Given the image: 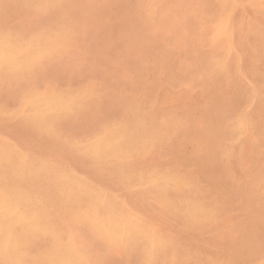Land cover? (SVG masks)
I'll use <instances>...</instances> for the list:
<instances>
[{
	"label": "rangeland",
	"instance_id": "374dc122",
	"mask_svg": "<svg viewBox=\"0 0 264 264\" xmlns=\"http://www.w3.org/2000/svg\"><path fill=\"white\" fill-rule=\"evenodd\" d=\"M158 1L0 0V36L8 33L21 59L0 70V194L19 199L13 214L0 215V229L25 237L17 264H264V0ZM49 98L65 101L49 108L42 102ZM18 213L25 220L16 222ZM0 255V264H16Z\"/></svg>",
	"mask_w": 264,
	"mask_h": 264
},
{
	"label": "bare ground",
	"instance_id": "6f19581e",
	"mask_svg": "<svg viewBox=\"0 0 264 264\" xmlns=\"http://www.w3.org/2000/svg\"><path fill=\"white\" fill-rule=\"evenodd\" d=\"M13 1H14V0H13ZM30 1H31V0H30ZM40 1H41V0H40ZM52 1H53V0H52ZM64 1H66V0H64ZM150 1H151V0H150ZM222 1H223V0H222ZM28 2H29V1H28ZM36 2H37V1H36ZM58 2H59V1H58ZM157 2H159V4H160V1L157 0ZM16 3H17V2H16ZM19 3H20V2H18L17 4H19ZM40 3H41V2H39V4H40ZM45 3H46V2H45ZM56 3H57V2H56ZM142 3H143V2H142ZM142 3H140V5H142ZM224 3H225V2H224ZM232 3H233V2H232ZM238 3H239V2H238ZM4 4H5V3H4ZM24 4H25V3H24ZM36 4H37V3H36ZM144 4H145V2H144ZM161 4H162V3H161ZM163 4H164V3H163ZM220 4H221V3H220ZM1 5H2V4H1ZM9 5H10V4H9ZM32 5H34V2L32 3ZM225 5H226V4H225ZM234 5H235V4H234ZM4 6H6V5H4ZM7 6H8V5H7ZM11 6H13V5H11ZM226 6H227V5H226ZM232 6H233V5H232ZM13 7H15V6H13ZM24 7H25V6H24ZM38 7H39V6H38ZM51 7H52V6H51ZM140 7H141V6H140ZM157 7H158V6H157ZM229 7H230V6H229ZM1 8H3V7H1ZM5 8H6V7H5ZM5 8H4V9H5ZM35 8H36V7H35ZM45 8H46V7H45ZM45 8H44V9H45ZM160 8H161V7H160ZM231 8H232V7H231ZM233 8H234V7H233ZM36 9H37V8H36ZM142 9H143V8H142ZM142 9H141V10H142ZM156 9H157V8H156ZM225 9H226V8H225ZM0 10H1V9H0ZM139 10H140V9H139ZM149 10H150V9H149ZM149 10H148V12H149ZM229 10H230V9H229ZM229 10H228V13H229ZM231 10H232V9H231ZM1 11H2V10H1ZM143 11H144V10H143ZM153 11H154V9H153ZM158 11H159V10H158ZM224 12H225V11H224ZM5 14H6V13H5ZM244 14H245V12H244ZM6 15H7V14H6ZM1 17H2V16H1ZM230 17H231V16H230ZM239 17H240V15H239ZM1 20H2V19H1ZM1 20H0V21H1ZM6 20H7V19H6ZM236 20H237V19H236ZM236 20H235V21H236ZM238 20H239V19H238ZM2 22H3V21H2ZM61 23H63V22H61ZM4 25H5V24H4ZM65 25H67V23H66ZM229 25H230V24H229ZM232 25H233V23H232ZM237 25H238V24H237ZM64 27H65V26H64ZM0 28H1V27H0ZM3 28H4V26H3ZM6 28H8V27H6ZM55 28H56V26H55ZM55 28H54V29H55ZM68 28H69V26H68ZM228 28H229V26H228ZM48 29H49V28H48ZM237 29H238V28H237ZM1 30H2V29H1ZM5 30H6V29H5ZM5 30H4V31H5ZM9 30H10V29H9ZM50 30H51V29H50ZM64 30H66V29H64ZM64 30L62 31V29H61V32H64ZM32 31H34V30H32ZM44 31H45V30H44ZM46 31H47V29H46ZM52 31H53V30H52ZM54 31H55V30H54ZM67 31H68V30H67ZM70 31H71V29H70ZM232 31H233V30H232ZM59 32H60V31H59ZM44 33H45V32H44ZM49 33H50V32H49ZM53 33H54V32H53ZM64 33H65V32H64ZM69 33H70V32H68L67 35H68ZM225 33H226V32H225ZM225 33H224V34H225ZM17 34H18V33H17ZM56 34H57V33H56ZM61 34H62V33H61ZM3 35H4V34H3ZM6 35H8V33H7ZM6 35H5V36H6ZM19 35H20V34H19ZM21 35H23V34H21ZM37 35H38V33H37ZM59 35H60V33H59ZM5 36H2V34H1V36H0V70H2V69H10V68H11V70H12V67H13L14 65H18V64H20L19 60H21V59L18 60V58H17V57H18V55H17V54H18V50H17V48H16L13 44H11V43L6 39L7 37L9 38V36H7L6 38H5ZM41 36H42V35H41ZM55 36H56V35H55ZM55 36H54V37H55ZM60 36H61V35H60ZM35 37H36V36H35ZM35 37H34V38H35ZM46 37H47V36H46ZM49 37H50V36H49ZM62 37L64 38V36H62ZM65 37H66V39H67V36H65ZM68 37H69V36H68ZM70 37H71V36H70ZM227 37H228V36H227ZM26 38H27V37H26ZM50 38H51V37H50ZM60 38H61V37H60ZM13 39H14V38H13ZM19 39H20V38H19ZM38 39H39V37H38ZM38 39H37V40H38ZM41 39H44V38H41ZM48 39H49V38H48ZM48 39H47V40H48ZM51 39H52V38H51ZM24 40H25V39H24ZM27 40H28V39H27ZM29 40H30V39H29ZM45 40H46V38H45ZM55 40H56V38H55ZM59 40H62V39H59ZM25 41H26V40H25ZM25 41H23V42H25ZM34 41H35V40H34ZM38 41H40V40H38ZM42 41H43V40H42ZM48 41H51V40H48ZM52 41H53V39H52ZM56 41H57V40H56ZM64 41H65V40H64ZM43 42H44V41H43ZM67 42H68V40H67ZM17 43H18V42H17ZM19 43H20V42H19ZM46 43H47V42H46ZM46 43H45V44H46ZM48 43H50V42H48ZM52 43H53V42H52ZM54 43H55V42H54ZM24 44H25V43H24ZM35 44H36V42L34 43V47H35ZM42 44H43V43H42ZM42 44H41V41H40V46H41ZM50 44H51V43H50ZM59 44H62V43H58V45H59ZM26 45H27V43H26ZM30 45H31V44H30ZM37 45H38V44H36V46H37ZM43 45H44V44H43ZM64 45H65V43H64ZM61 46H62V45H60V47H61ZM21 47H23V46H21ZM21 47H19V48H21ZM27 47H29V46H27ZM45 47H46V45L44 46V48H45ZM47 47H48V45H47ZM35 48H36V47H35ZM40 48H41V47H40ZM52 48H53V47H52ZM61 48H62V47H61ZM28 49H29V48H28ZM36 49H38V48H36ZM41 49H42V48H41ZM41 49H40V51H41ZM45 49H46V48H45ZM56 49H57V47H56ZM30 50L33 51L34 49H32V47H31ZM30 50H29V51H30ZM22 51L24 52V50H21V53H23ZM35 51H36V50H35ZM44 51H46V50H44ZM25 52H26V51H25ZM47 52H48V51H46V52H44V53L46 54ZM49 52H50V51H49ZM51 52H52V51H51ZM26 53H28V51H27ZM35 53H37V52H35ZM42 53H43V51H42ZM19 55H20V53H19ZM21 55H22V54H21ZM9 56H11V57L13 58V60L11 59L12 62H8V61L6 60V59H7L6 57H9ZM23 56H24V55H23ZM29 56H30V55H29ZM29 56H27V58H29ZM38 56H40V55H38ZM229 56H230V55H229ZM43 57H44V55H43ZM33 58H34V57H32L31 59H33ZM39 58H40V57H39ZM41 58H42V57H41ZM46 58H47V57H46ZM25 59H26V58H25ZM31 61H32V60H31ZM35 61H36V60H35ZM37 61H38V60H37ZM22 62H23V61H22ZM29 62H30V61H29ZM216 62H217V61H216ZM35 63H36V62H35ZM223 63H224V62H223ZM26 65H27V64H26ZM32 65H33V64H32ZM210 65H211V64H210ZM216 65H217V63H216ZM220 66H221V64H220ZM18 67H19V66H18ZM213 67H215L214 64H213ZM227 67H228V66H227ZM19 68H20V67H19ZM24 68H25V67H24ZM30 68H31V67H30ZM228 68H229V67H228ZM14 69H15V68H14ZM18 70H19V69H17V71H18ZM21 70H22V69H21ZM228 70H229V69H228ZM17 71H16V72H17ZM216 71H217V70H216ZM4 72H5V70H4ZM217 72H218V71H217ZM261 72H262V71H261ZM261 72H260V73H261ZM26 73H27V72H26ZM212 73H213V72H212ZM263 73H264V72H263ZM10 75H11V74H10ZM15 75H16V74H15ZM15 75H14V76H15ZM18 76H19V75H18ZM24 78H25V77H24ZM16 79H18V78H16ZM19 80H20V79H19ZM19 80H18V81H19ZM6 82H7V81H6ZM8 82H9V81H8ZM16 82H17V81H16ZM256 82H257V81H256ZM258 83H259V82H258ZM263 84H264V83H263ZM1 85H2V84H1ZM260 85H262V84L260 83ZM30 87H31V86H30ZM87 87H88V86H87ZM252 87H253V86H252ZM28 89H29V88H28ZM43 89H44V88H43ZM49 89H50V88H49ZM78 89H79V88H78ZM84 89H85V88H84ZM84 89H83V90H84ZM89 89H90V88H89ZM32 90H33V89H32ZM32 90H31V91H32ZM41 90H42V89H41ZM63 90H64V89H63ZM85 90H87V89H85ZM90 90H91V89H90ZM31 91H30V92H31ZM39 91H40V88H39ZM53 91H54V90H53ZM69 91H70V90H69ZM75 91H76V90H75ZM36 92H37V91H36ZM73 92H74V91H73ZM83 92H85V91H83ZM91 92H92V91H91ZM252 92H253V91H252ZM40 93H41V92H40ZM42 93H44V92H42ZM57 93H58V92H57ZM65 93H66V92H65ZM69 93H70V92H69ZM81 93H82V92H81ZM89 93H90V92H89ZM255 93H256V92H255ZM54 94H55V93H54ZM62 94H63V93H62ZM62 94H61V95H62ZM70 94H71V93H70ZM74 94H75V92H74ZM41 95H42V94H41ZM78 95H79V94H78ZM83 95H84V94H83ZM83 95H82V96H83ZM87 95H88V94H87ZM23 96H24V95H23ZM25 96H26V95H25ZM36 96H37V95H36ZM51 96H53V95H51ZM54 96H55V95H54ZM54 96H53V97H54ZM62 96H63V95H62ZM71 96H72V94H71ZM90 96H91V95H90ZM247 96H248V95H247ZM27 97H28V96H27ZM37 97H38V96H37ZM68 97H69V96H68ZM80 97H81V96H80ZM80 97H79V98H80ZM83 97H84V96H83ZM253 97H254V96H253ZM25 98H26V97H25ZM38 98H39V97H38ZM54 98H55V97H54ZM54 98H49V99L43 100L42 102H43L47 107L51 108V107H54V106H59V105H61V104L65 101V100L62 101L61 99H58V98L55 100ZM60 98H61V96H60ZM69 98H70V97H69ZM71 98H72V97H71ZM76 98H77V97H76ZM86 98H87V97H86ZM67 99H68V98H67ZM67 99H66V102H67ZM72 99L76 101V99H74V97H73ZM81 99H83V98H81ZM81 99H80V100H81ZM249 99H251V97H249ZM249 99H247V100H249ZM253 99H254V98H253ZM255 99H256V98H255ZM22 100H23V99H22ZM28 100H29V99H28ZM33 100H34V99H33ZM54 100H55V101H54ZM69 100H70V99H69ZM87 100H88V99H87ZM89 100H90V99H89ZM134 100H135V99H134ZM82 101H83V100H82ZM253 101H254V100H253ZM27 102H28V101H27ZM71 102H72V100H71ZM77 102H78V101H77ZM133 102H134V101H133ZM248 102L251 103L252 100H251V101L249 100ZM254 102H255V101H254ZM254 102H253V104H254ZM69 103H70V102H69ZM136 103H138V101H137ZM30 104H31V103H30ZM44 104H43V107H44ZM88 104H89V103H88ZM134 104H135V102H134ZM134 104H133V105H134ZM253 104H252V105H253ZM20 105H21V104H20ZM20 105H19V106H20ZM22 105H23V104H22ZM64 105H65V103H64ZM69 105H70V104H69ZM71 105H73V104L71 103ZM74 105H76V104H74ZM248 105H249V104H248ZM46 106H45V107H46ZM65 106H66V105H65ZM253 106H254V105H253ZM21 107H22V106H21ZM29 107H30V106H29ZM29 107H28V108H29ZM62 107H63V106H62ZM79 107H81V106L79 105ZM132 107H134V106H132ZM250 107H251V105H250ZM23 108H24V107H23ZM23 108H22V109H23ZM40 108H41V107H40ZM66 108H67V107H66ZM77 108H78V107H77ZM136 108H137V107H136ZM136 108H135V109H136ZM153 108H154V107H153ZM252 108H253V107H252ZM259 108H260V107H259ZM2 109H3V108H2ZM33 109H34V107H33ZM37 109H39V108H37ZM57 109H58V108H57ZM71 109H72V108H71ZM85 109H86V108H85ZM43 110H44V108H43ZM83 110H84V109H83ZM137 110H138V109H137ZM137 110H136V111H137ZM153 110H154V109H153ZM156 110H157V109H156ZM244 110H245V109H244ZM253 110H254V109H253ZM16 111H17V110H16ZM31 111H32V110H31ZM40 111H41V110H40ZM72 111H73V110H72ZM129 111H131V110L129 109ZM148 111H149V110H148ZM154 111H155V110H154ZM256 111H257V109H256ZM28 112H29V111H28ZM58 112H59V111H58ZM152 112H153V111H152ZM241 112H242V111H241ZM244 112H246V111H244ZM249 112H250V111H249ZM253 112H254V111H253ZM4 113H5V112H4ZM33 113H34V111H33ZM65 113H66V112H65ZM73 113H74V111H73ZM139 113H141L140 110H139ZM142 113H143V112H142ZM155 113H156V112H155ZM160 113H161V112H160ZM160 113H159V114H160ZM247 113H248V111L246 112V114H247ZM256 113H257V112H256ZM18 114H19V113H18ZM29 114H30V113H29ZM39 114H40V113H39ZM39 114H38V115H39ZM49 114H50V113H49ZM148 114H149V113H148ZM161 114H162V113H161ZM45 115H46V113H45ZM57 115H58V114H57ZM142 115H143V114H142ZM248 115H249V114H248ZM73 116H74V115H73ZM73 116H72V117H73ZM125 116H126V114H125ZM158 116H160V115H158ZM161 116H162V115H161ZM161 116H160V117H161ZM252 116H253V115H252ZM254 116H257V115H254ZM32 117H33V116H32ZM35 117H36V116H35ZM133 117H134V116H133ZM147 117H148V116H147ZM257 117H258V116H257ZM54 118H55V117H54ZM68 118H69V117H68ZM145 118H146V117H145ZM145 118H144V119H145ZM156 118H157V117H156ZM163 118H164V116H163ZM238 118H239V117H238ZM240 118H241V117H240ZM23 119H24V118H23ZM23 119H22V120H23ZM55 119H56V118H55ZM63 119H64V118H63ZM116 119H117V118H116ZM146 119H147V118H146ZM148 119H149V118H148ZM234 119H236V118H234ZM259 119H260V118H259ZM35 120H38V118L35 119ZM50 120H51V118H50ZM156 120H157V119H156ZM232 120H233V119H232ZM239 120H240V119H239ZM243 120H244V118H243ZM26 121H27V119H26ZM26 121H25V122H26ZM31 121H32V120H31ZM31 121H30V122H31ZM46 121H47V120H46ZM54 121H55V120H54ZM134 121H136V120H134ZM143 121H144V120H143ZM161 121H162V120H161ZM161 121H160V122H161ZM168 121H169V120H168ZM247 121H248V120H247ZM249 121H250V120H249ZM32 122H33V121H32ZM41 122H42V121H41ZM59 122H60V120H59ZM169 122H170V121H169ZM238 122H239V121H238ZM243 122H244V121H243ZM44 123H45V122H44ZM44 123H43V124H44ZM54 123H55V122H54ZM116 123H117V122H116ZM142 123H143V122H142ZM152 123H153V121H152ZM154 123H155V122H154ZM156 123H157V122H156ZM165 123H166V121H165ZM240 123H241V121H240ZM246 123H247V122H246ZM251 123H252V121H251ZM255 123H256V122H255ZM257 123H258V122H257ZM32 124H33V123H32ZM43 124H42V125H43ZM50 124H51V123H50ZM133 124H135V123H133ZM140 124H141V123H140ZM158 124H159V123H158ZM162 124H163V123H162ZM167 124H168V123H167ZM228 124H229V123H228ZM231 124H232V123H231ZM44 125H45V124H44ZM51 125H52V124H51ZM169 125H170V123H169ZM236 125H239V123L237 124V122H236ZM236 125H235V127H236ZM245 125H246V124H245ZM250 125H251V124H250ZM250 125H249V126H250ZM255 125H256V124H255ZM47 126H48V125H47ZM109 126H110V123H109ZM146 126H147V125H146ZM165 126H166V125H165ZM240 126H241V125H240ZM249 126H248V127H249ZM252 126H253V125H252ZM34 127H36V126L34 125ZM43 127H44V126H43ZM50 127H51V126H50ZM104 127H105V126H104ZM122 127H123V126H122ZM143 127H144V126H143ZM163 127H164V126H163ZM51 128H52V127H51ZM110 128H111V127H110ZM114 128H115V127H113V129H114ZM154 128H155V127H154ZM158 128H159V127H158ZM160 128H161V127H160ZM160 128H159V129H160ZM227 128H228V127H227ZM232 128H233V126H232ZM232 128H231V129H232ZM35 129H36V128H35ZM41 129H42V128H41ZM41 129H40V130H41ZM45 129H46V128H45ZM48 129H49V128H48ZM48 129H47V130H48ZM113 129H111V132L113 131ZM117 129H118V128H117ZM117 129H116V130H117ZM139 129H140V128H139ZM142 129H143V128H142ZM151 129H152V128H151ZM241 129H242V128H241ZM241 129H240V130H241ZM261 129H263V128L261 127ZM55 130H56V129H55ZM103 130H104V129H103ZM119 130H120V128H119ZM122 130H123V129H122ZM164 130H165V128H164ZM164 130H163V131H164ZM168 130H170V129H168ZM228 130H230V129H228ZM238 130H239V129H236V131H238ZM240 130H239V132H240ZM242 130H243V129H242ZM249 130H250V129H249ZM249 130H248V131H249ZM251 130H253V129H251ZM254 130H255V129H254ZM56 131H57V130H56ZM108 131H109V130H108ZM108 131H107V132H108ZM117 131H118V130H117ZM165 131H166V130H165ZM232 131H233V130H232ZM232 131H230V132H232ZM243 131H244V130H243ZM248 131H247V133H248ZM255 131H256V130H255ZM41 132H42V131H41ZM46 132H47V131H46ZM100 132H101V130H100ZM138 132H139V131H138ZM244 132H245V131H244ZM259 132H260V131H259ZM57 133H58V132H57ZM57 133H56V134H57ZM121 133H122L121 130H120L119 132H117V134H121ZM156 133H157V132H156ZM168 133H169V132H168ZM240 133H241V132H240ZM250 133H251V132H250ZM255 133H257V132H255ZM47 134H48V133H46V136H47ZM58 134H59V133H58ZM63 134H64V133H63ZM141 134H142V133H141ZM160 134H161V133H160ZM160 134H159V135H160ZM166 134H167V132H166ZM243 134H244V133H243ZM248 134H249V133H248ZM248 134H246V135H248ZM261 134H262V133H261ZM2 135H4V134H2ZM106 135H107V134H106ZM162 135H163V134H162ZM240 135H241V134H240ZM249 135H250V134H249ZM257 135H258V134H257ZM49 136H50V134H49ZM96 136H97V135H96ZM114 136H115V135H114ZM114 136H113V137H114ZM231 136H232V135H231ZM252 136H255V134L252 135ZM3 137H4V136H3ZM50 137H51V136H50ZM63 137H64V136H63ZM63 137H62V138H63ZM72 137H73V136H72ZM86 137H87V136H86ZM86 137H85V138H86ZM102 137H103V136H102ZM110 137H111V136H110ZM140 137H141V136H140ZM234 137H235V136H234ZM249 137H250V136H249ZM263 137H264V135H263ZM263 137H262V138H263ZM6 138H7V137H6ZM6 138H5V139H6ZM51 138H52V137H51ZM66 138H67V136H66ZM69 138H70V137H69ZM94 138H95V137H94ZM94 138H92V139H94ZM105 138H108V137H105ZM105 138H104V139H105ZM247 138H248V137H247ZM251 138H252V137H251ZM3 139H4V138H3ZM7 139H9V138H7ZM112 139H113V138H112ZM136 139H137V138H136ZM141 139H142V138H141ZM145 139H147V138H145ZM152 139H153V138H152ZM157 139H158V138H157ZM235 139H236V138H235ZM252 139H253V138H252ZM254 139H255V137H254ZM256 139H257V138H256ZM256 139H255V140H256ZM58 140H59V139H58ZM69 140H71V139H69ZM100 140H101V139H100ZM125 140H126V139H125ZM125 140H124V141H125ZM128 140H129L128 145L133 144V143H131V141H130L129 138H128ZM128 140H127V141H128ZM131 140H132V138H131ZM134 140H135V139H134ZM138 140H139V139H138ZM231 140H232V139H231ZM231 140H229V141H231ZM237 140H238V138H237ZM262 140H263V139H262ZM13 141H14V140H13ZM86 141H87V140H86ZM106 141H107V140H106ZM229 141H228V142H229ZM233 141H234V140H233ZM0 142H1V141H0ZM10 142H11V141H10ZM63 142H64V141H63ZM71 142H72V141H71ZM78 142H79V141H78ZM78 142H77V143H78ZM140 142H141V141H140ZM160 142H162V141H160ZM245 142H246V141H245ZM251 142H252V141H251ZM263 142H264V141H263ZM1 143H2V142H1ZM4 143H5V140H4ZM64 143H65V142H64ZM106 143H107V142H106ZM106 143H105V144H106ZM108 143H109V142H108ZM122 143H123V142H122ZM126 143H127V142H126ZM158 143H159V142H158ZM229 143H230V142H229ZM242 143H243V142H242ZM7 144H8V143H7ZM16 144H17V143H16ZM79 144H80V143H79ZM101 144H102V143H101ZM110 144H111V143H110ZM137 144H138V142H137ZM141 144H142V143H141ZM149 144H150V143H149ZM256 144H257V143H256ZM17 145L20 146L21 144H17ZM103 145H104V143H103ZM107 145H108V144H107ZM111 145H112V144H111ZM128 145H127V146H128ZM150 145H151V144H150ZM240 145H241V144H240ZM63 146H64V145H63ZM68 146H69V145H68ZM68 146H67V147H68ZM105 146H106V145H105ZM105 146H103V148H104ZM122 146H123V145H122ZM131 146H132V145H131ZM131 146H130V147H131ZM135 146H136V145H135ZM144 146H146V143H145ZM155 146H157V145H155ZM245 146H246V145H245ZM257 146H258V145H257ZM262 146H263V145H262ZM9 147H10V146H9ZM23 147H24V146H23ZM64 147H65V146H64ZM67 147H66V148H67ZM76 147H77V146H76ZM76 147H74V148L76 149ZM112 147H113V146H112ZM115 147H116V144H115ZM118 147H119V146H118ZM123 147H124V146H123ZM137 147H138V146H137ZM148 147H149V146H148ZM151 147H152V146H151ZM151 147H150V149H151ZM246 147H247V146H246ZM6 148H7V147H6ZM21 148H22V147H20V149H21ZM25 148H27V147H25ZM74 148H73V149H74ZM97 148L100 149V147H97ZM121 148H122V147H121ZM124 148H125V147H124ZM154 148H155V147H154ZM156 148H157V147H156ZM156 148H155V149H156ZM225 148H226V147H225ZM227 148H228V147H227ZM238 148H239V147H238ZM258 148H259V147H258ZM22 149H23V148H22ZM73 149H72V150H73ZM79 149H80V148H78V150H79ZM86 149H87V148H86ZM95 149H96V148H95ZM109 149H110V148H109ZM137 149H138V148H137ZM150 149H149V150H150ZM230 149H231V147H230ZM106 150H107V149H106ZM142 150H143V149H142ZM152 150H153V149H152ZM231 150H232V149H231ZM233 150H234V149H233ZM233 150H232V152H233ZM246 150H247V149H246ZM32 151H33V150H32ZM32 151H31V152H32ZM74 151H75V150H74ZM76 151H77V150H76ZM76 151H75V152H76ZM79 151H80V150H79ZM92 151H93V150H92ZM98 151H99V150H98ZM98 151H97V152H98ZM109 151H110V150H109ZM228 151H229V153H231L230 150H228ZM253 151H254V150H253ZM7 152H8V150H7ZM15 152H16V151H15ZM93 152H94V151H93ZM95 152H96V151H95ZM107 152H108V151H107ZM112 152H113V151H112ZM124 152H125V151H124ZM146 152H147V151H146ZM149 152H150V151H149ZM149 152H147V153H149ZM152 152H153V151H152ZM224 152H225V151H224ZM236 152H237V151H236ZM251 152H252V151H251ZM32 153H33V152H32ZM34 153H35V152H34ZM88 153H90V152H88ZM136 153H137V152H136ZM257 153H258V152H257ZM1 154H2V153H1ZM6 154H7V153H6ZM38 154H39V152L37 153V155H38ZM41 154H42V153H41ZM77 154H78V153H77ZM79 154H80V153H79ZM237 154H238V153H237ZM244 154H245V153H244ZM246 154H247V151H246ZM35 155H36V154H35ZM37 155H36V156H37ZM42 155H43V154H42ZM46 155H47V154H46ZM120 155H121V154H120ZM225 155L227 156L228 154H225ZM51 156H52V155H51ZM80 156H81V154H80ZM102 156H103V154H102ZM104 156H106V155H104ZM107 156H109V155H107ZM110 156H112V155H110ZM110 156H109V157H110ZM123 156H125V154H124ZM226 156H225V157H226ZM228 156H229V155H228ZM243 156H244V155H243ZM1 157H5V156H1ZM37 157H38V156H37ZM98 157H99V156H98ZM249 157H250V156H249ZM257 157H258V156H257ZM257 157H256V158H257ZM38 158H39V157H38ZM44 158H45V157H44ZM143 158H144V155H143ZM250 158H251V157H250ZM256 158H255V159H256ZM263 158H264V157H263ZM4 159H5V158H4ZM46 159H47V157H46ZM46 159H44V161H46ZM48 159L50 160V157H48ZM128 159H129V158H128ZM134 159H135V158H134ZM251 159H252V158H251ZM251 159H249V160H251ZM257 159H258V158H257ZM6 160H7V158H6ZM41 160H43V159H41ZM53 160L56 162L55 159H53ZM53 160H52V161H53ZM60 160H61V159H60ZM60 160H59V162H60ZM94 160H95V159H94ZM104 160H105V157H104ZM137 160H138V159H137ZM39 161H40V160H39ZM39 161H38V162H39ZM63 161H64V160H63ZM97 161H98V160H97ZM102 161H103V160H102ZM107 161H108V160H107ZM113 161H115V159H114ZM122 161H124V160H122ZM138 161H139V160H138ZM138 161H137V163H138ZM141 161H142V160H141ZM29 162H30V161H29ZM29 162H27V163H29ZM36 162H37V161H36ZM47 162H48V161H46L45 163H47ZM115 162H116V161H115ZM120 162H121V160H120ZM133 162H134V161H133ZM133 162H132V163H133ZM249 162H250V161H249ZM2 163H3V162H2ZM43 163H44V162H43ZM60 163H61V162H60ZM64 163H65V162H64ZM121 163H122V162H121ZM123 163H124V162H123ZM134 163H135V162H134ZM228 163H230V162H228ZM0 164H1V163H0ZM32 164H33V163H32ZM40 164H41V162H40ZM57 164H58V163H57ZM57 164H56V165H57ZM61 164H62V163H61ZM61 164H60V165H61ZM91 164H92V163H91ZM97 164H98V163H97ZM108 164H109V163H108ZM226 164H227V163H226ZM30 165H31V164H30ZM35 165H36V164H35ZM62 165H63V164H62ZM102 165H103V164H102ZM138 165H139V164H138ZM26 166H27V164H26ZM31 166H32V165H31ZM53 166H54V165H53ZM64 166H65V165H64ZM103 166H104V165H103ZM103 166H102V167H103ZM116 166H117V165H116ZM136 166H137V165H136ZM142 166H143V165H142ZM34 167H35V166H34ZM55 167H57V166H55ZM55 167H54V168H55ZM71 167H72V166H71ZM113 167H114V166H113ZM0 168H1V167H0ZM27 168H28V167H27ZM27 168L25 169L26 172H27ZM35 168H36V167H35ZM59 168H61V167H59ZM62 168H63V167H62ZM65 168H66V166H65ZM68 168H69V167H67V169H68ZM72 168H73V167H72ZM81 168L83 169L82 166H81ZM81 168H80V169H81ZM98 168H99V167H98ZM125 168H126V167H125ZM173 168H174V167H173ZM175 168H176V167H175ZM179 168H180V167H179ZM227 168L229 169L230 167L227 166ZM29 169H30V168H29ZM29 169H28V170H29ZM37 169H38V168H37ZM42 169H43V168H42ZM51 169H52V168H51ZM51 169H50V170H51ZM63 169H64V168H63ZM67 169H66V170H67ZM69 169H70V168H69ZM123 169H124V168H123ZM129 169H130V168H129ZM141 169H142V168H141ZM176 169H177V168H176ZM33 170H34V169H33ZM33 170H32V171H33ZM47 170H48V169H47ZM57 170H60V169H58V167H57ZM64 170H65V169H64ZM143 170H144V169H143ZM148 170H149V168H148ZM153 170H154V169H153ZM171 170H172V168H171ZM174 170H175V169H174ZM185 170H187V169H185ZM185 170H184V171H185ZM0 171H1V170H0ZM60 171H61V170H60ZM67 171H68V170H67ZM67 171H66V172H67ZM69 171H70V170H69ZM133 171H134V170H133ZM157 171H158V170H157ZM168 171H169V170H168ZM188 171H189V170H188ZM45 172H46V171H45ZM52 172H54V171H52ZM73 172H74V169H73ZM107 172H108V171H107ZM115 172H116V171H115ZM153 172H154V171H153ZM161 172H162V170H161ZM172 172H173V170H172ZM178 172H179V171H178ZM182 172H183V171H182ZM185 172H186V171H185ZM27 173H29V172H27ZM36 173H37V172H36ZM42 173H43V172H42ZM46 173H47V172H46ZM46 173H45V174H46ZM70 173H71V172H70ZM81 173L83 174V172H81ZM174 173H175V172H174ZM174 173H173V174H174ZM180 173H181V172H180ZM180 173H178V174H180ZM183 173H184V172H183ZM33 174H35V173H33ZM47 174H48V173H47ZM76 174H77V173H76ZM90 174L92 175V173H90ZM109 174H110V173H109ZM115 174H116V173H115ZM157 174H158V173H157ZM162 174H163V172H162ZM162 174H161V175H162ZM168 174H169V173H168ZM181 174H182V173H181ZM185 174H186V173H185ZM188 174H191V173H188ZM238 174H239V173H238ZM29 175H30V173H29ZM31 175H32V174H31ZM60 175H61V174H60ZM65 175H66V174H65ZM77 175H78V174H77ZM80 175H81V174H80ZM84 175H85V174H84ZM88 175H89V174H88ZM110 175H111V174H110ZM117 175H118V177H119V174H117ZM131 175H132V174H131ZM152 175H153V173H152ZM154 175H155V174H154ZM166 175H167V174H166ZM182 175H183V174H182ZM33 176H34V175H33ZM33 176H31V177L33 178ZM48 176H49V174H48ZM51 176H53V175H51ZM113 176H114V175H113ZM129 176H130V175H129ZM137 176H138V175H137ZM147 176H148V175H146L145 177H147ZM157 176H158V175H157ZM162 176H163V175H162ZM172 176H173V175H172ZM172 176H171V177H172ZM175 176H176V175H175ZM175 176H173V177H175ZM180 176H181V175H180ZM186 176H187V174H186ZM189 176H190V175H189ZM34 177H35V176H34ZM54 177H55V176H54ZM63 177H64V176H63ZM63 177H62V178H63ZM79 177H83V176L81 175V176H79ZM84 177H85V176H84ZM86 177H87V176H86ZM88 177H90V176H88ZM92 177H93V176H92ZM169 177H170V176H169ZM169 177L167 176L166 178H169ZM181 177H182V176H181ZM193 177H194V176H193ZM7 178H9V177H7ZM27 178H28V177H27ZM27 178H26V179H27ZM57 178H58V177H57ZM64 178H65V177H64ZM114 178H115V177H114ZM151 178H152V176H151ZM153 178H154V177H153ZM26 179H25V180H26ZM48 179H49V178H48ZM48 179H47V180H48ZM93 179H94V178H93ZM117 179H118V178H117ZM141 179H142V178H141ZM141 179H140V180H141ZM173 179H174V178H173ZM179 179H181V178L179 177ZM263 179H264V177H263ZM42 180H43V179H42ZM53 180H54V179H53ZM62 180H63V179H62ZM83 180H85V179L83 178ZM86 180H87V179H86ZM94 180H95V179H94ZM120 180H121V179H120ZM138 180H139V179H138ZM148 180H149V179H148ZM150 180H151V179H150ZM169 180L171 181V178H169ZM175 180H176V179H175ZM177 180H178V179H177ZM189 180H190V177H189ZM193 180H194V179H193ZM261 180H262V179H261ZM261 180H260V181H261ZM44 181H45V180H44ZM89 181H91V180H89ZM92 181H93V180H92ZM113 181H114V179H113ZM113 181H112V182H113ZM144 181H145V180H144ZM152 181L154 182V180H152ZM152 181H151V182H152ZM155 181H156V180H155ZM163 181H164V180H163ZM167 181H168V180H167ZM172 181H173V180H172ZM172 181H171V182H172ZM194 181H195V180H194ZM40 182H41V181H40ZM42 182H43V181H42ZM60 182H61V181H60ZM66 182H67V181H66ZM66 182H65L64 184H66ZM68 182H69V181H68ZM78 182H79V181H78ZM145 182H146V181H145ZM180 182H182V181H180ZM186 182H187V179H186ZM197 182H198V181H197ZM23 183H24V182H23ZM38 183H39V182H38ZM43 183H44V182H43ZM71 183H72V182H71ZM71 183H70V184H71ZM73 183H74V182H73ZM73 183H72V184H73ZM105 183H106V182H105ZM165 183H166V182H165ZM182 183H183V182H182ZM182 183H181V185H182ZM258 183H259V182H258ZM47 184H49V183H47ZM59 184H60V183H59ZM90 184H91V183H90ZM100 184H101V183H100ZM125 184H126V183H125ZM191 184H192V183H191ZM194 184H195V183H194ZM197 184H198V183H197ZM197 184H196V185H197ZM96 185H97V184H96ZM106 185H107V184H106ZM162 185H163V184H162ZM169 185H170V184H169ZM174 185H175V183H174ZM192 185H193V184H192ZM59 186H60V185H59ZM62 186H63V185H62ZM62 186H61V187H62ZM80 186H81V185H80ZM103 186H104V185H103ZM132 186H133V185H132ZM136 186H137V185H136ZM139 186H140V185H139ZM142 186H143V185H142ZM142 186H141V187H142ZM150 186H151V185H150ZM163 186H164V185H163ZM187 186H188V185H187ZM258 186H259V185H258ZM44 187H45V186H44ZM56 187H57V186H56ZM70 187H71V186H70ZM84 187H85V186H84ZM88 187H89V186H88ZM118 187H119V186H118ZM118 187H117V188H118ZM123 187H125V186H124V185L121 186V188H123ZM133 187H135V186H133ZM137 187H138V186H137ZM152 187H153V186H152ZM154 187H155V186H154ZM253 187H254V186H253ZM48 188H49V187H48ZM75 188H77V187H75ZM80 188H81V187H80ZM117 188H116V189H117ZM129 188H131V187H129ZM129 188L127 187V189H129ZM156 188H158V187H156ZM164 188H165V187H164ZM170 188H171V187H170ZM182 188H183V187H182ZM200 188H201V187H200ZM200 188H198V189H200ZM254 188H255V187H254ZM256 188H257V186H256ZM30 189H31V188H30ZM40 189H41V188H40ZM62 189H63V188H62ZM82 189H83V188H82ZM87 189H88V188H87ZM95 189H96V188H95ZM112 189H113V188H112ZM139 189H140V187H139ZM158 189H160V188H158ZM165 189H166V188H165ZM168 189H169V188H168ZM177 189H178V188H177ZM198 189H197V190H198ZM263 189H264V188H263ZM38 190H39V189H38ZM78 190H79V189H78ZM78 190H77V191H78ZM80 190H81V189H80ZM83 190H84V189H83ZM102 190H103V189H102ZM102 190H101V191H102ZM113 190H114V189H113ZM119 190H120V189H119ZM119 190H118V191H119ZM123 190H124V189H123ZM125 190H126V189H125ZM130 190H132V189H130ZM142 190H143V189H142ZM154 190H155V189H154ZM171 190H172V189H170V191H171ZM186 190H187V189H186ZM188 190H189V189H188ZM84 191H86V190H84ZM84 191H83V192H84ZM87 191H88V190H87ZM97 191H98V190H97ZM101 191H100V192H101ZM137 191H138V190H137ZM147 191H148V189H147ZM147 191H144V192H147ZM152 191H153V190H152ZM155 191H157V190H155ZM162 191H163V190H162ZM173 191H174V190H173ZM173 191H172V192H173ZM260 191H261V190H260ZM43 192H44V191H43ZM45 192H46V191H45ZM74 192H75V191H74ZM107 192H108V190H107ZM116 192H117V191H116ZM138 192H139V191H138ZM140 192L144 193L143 191H140ZM160 192H161V191H160ZM180 192H181V191H180ZM180 192H178V193H180ZM183 192H185V191H183ZM183 192H182V193H183ZM186 192H187V191H186ZM188 192H189V191H188ZM49 193H50V192H49ZM49 193H48V194H49ZM91 193H92V190H91ZM93 193H94V192H93ZM102 193H103V192H102ZM112 193H113V192H112ZM112 193H111V194H112ZM120 193H122V192L120 191L119 194H120ZM147 193H149V192H147ZM147 193H146V194H147ZM154 193H156V192H154ZM164 193H165V191H164ZM164 193H163V194H164ZM189 193H190V192H189ZM65 194H66V193H65ZM65 194L63 195V197L65 196ZM82 194H83V193H82ZM84 194H85V193H84ZM100 194H101V193H100ZM103 194H104V193H103ZM103 194H102V195H103ZM117 194H118V193H115L114 195L116 196ZM144 194H145V193H144ZM152 194H153V193H152ZM193 194H194V192H193ZM205 194H206V193H205ZM40 195H41V194H40ZM90 195H91V194H90ZM104 195H105V194H104ZM168 195H169V194H168ZM179 195H180V194H179ZM97 196H98V194H97ZM118 196H120V195H118ZM123 196H124V195H123ZM141 196H142V194H141ZM145 196H147V195H145ZM150 196H151V195H150ZM176 196H178V195H176ZM66 197H67V196H66ZM66 197H65V198H66ZM73 197H74V196H73ZM108 197H109V195H108ZM108 197H107V198H108ZM185 197H186V196H185ZM185 197H184V198H185ZM198 197H199V196H198ZM44 198H46V197H44ZM60 198H61V197H60ZM99 198H100V197H99ZM103 198H104V197H103ZM121 198H122V197H121ZM146 198H147V197H146ZM202 198H203V197H202ZM206 198H207V197H206ZM28 199H29V198H28ZM75 199H76V198H75ZM77 199H78V198H77ZM93 199H94V198H93ZM105 199H106V198H105ZM122 199L124 200V198H122ZM167 199H168V198H167ZM186 199H187V198H186ZM191 199H192V198H191ZM191 199H190V200H191ZM193 199H194V198H193ZM197 199H198V198H197ZM204 199H205V198H204ZM64 200H65V199H64ZM95 200H96V199H95ZM118 200H119V199H118ZM125 200H128V199H125ZM147 200H148V199H147ZM152 200H154V198H152ZM184 200H185V199H184ZM188 200H189V199H188ZM202 200H203V199H202ZM47 201H48V200H47ZM70 201H72V200L70 199ZM70 201H68V202H70ZM92 201H93V200H92ZM98 201H99V200H98ZM100 201H101V199H100ZM104 201H105V200H104ZM113 201H114V200H113ZM157 201H158V199H157ZM162 201H164V200H162ZM162 201H161V202H162ZM177 201H178V200H177ZM43 202H44V201H43ZM73 202H74V199H73ZM93 202H94V201H93ZM108 202H109V200H108ZM111 202H112V201H111ZM191 202H192V201H191ZM199 202H201V201L199 200ZM18 203H19V199H18L17 197H15V198L12 199L11 197L9 198V197H7V196L4 195V194H2V195L0 194V215L3 216V215L8 214V213H9V214H13V213L16 211V209L18 208ZM78 203H79V202H78ZM80 203H81V202H80ZM91 203H92V202H91ZM99 203H100V202H99ZM121 203H122V202H121ZM124 203H125V202H124ZM129 203H130V202H129ZM165 203H166V202H165ZM184 203H185V202H184ZM184 203H183V204H184ZM186 203H187V202H186ZM189 203H190V202H189ZM212 203H213V201H212ZM84 204H85V203H84ZM88 204H89V203H88ZM94 204H95V203H94ZM126 204H127V203H126ZM157 204H158V203H157ZM190 204H191V203H190ZM192 204H193V203H192ZM198 204H199V203H198ZM198 204H196V205H198ZM200 204H201V203H200ZM104 205H105V203H104ZM117 205H118V204H117ZM160 205H161V204H160ZM167 205H168V204H167ZM196 205H194V206H195L196 208H198ZM203 205H204V204H203ZM35 206H36V205H35ZM81 206H82V205H81ZM88 206H89V205H88ZM88 206H87V207H88ZM96 206H97V204H96ZM111 206H112V205H111ZM133 206H134V204H133V202H132V206H131V207H133ZM184 206H185V205H184ZM194 206H192V207H194ZM214 206H215V205H214ZM20 207H21V205H20ZM48 207H51V206L48 205ZM129 207H130V206H129ZM134 207H135V206H134ZM136 207H137V206H136ZM192 207H190V208L192 209ZM212 207H213V205H212ZM29 208H30V207H29ZM38 208H39V207H38ZM54 208H55V207H54ZM73 208H74V207H73ZM81 208H82V207H81ZM81 208H80V209H81ZM85 208H86V207H85ZM85 208H84V209H85ZM92 208H94V206H93ZM108 208H109V207H108ZM113 208H114V207H113ZM117 208H119V207H117ZM137 208H138V207H137ZM156 208H157V207H156ZM172 208H173V207H172ZM172 208H171V209H172ZM185 208H186V206H185ZM196 208H195V209H196ZM39 209H40V208H39ZM121 209H122V208H121ZM124 209H125V208H124ZM210 209H211V208H210ZM215 209H216V208H215ZM215 209H214V210H215ZM32 210H33V209H32ZM100 210H101V209H100ZM100 210H99V211H100ZM135 210H136V209H135ZM55 211H56V210H55ZM99 211H98L97 213H99ZM119 211H121V210L119 209ZM142 211H143V210H142ZM158 211H159V210H158ZM163 211H164V210H163ZM163 211H162V212H163ZM166 211H168V208H167ZM193 211H194V209H193ZM207 211H208V210H207ZM209 211H211V210H209ZM209 211H208V213H209ZM30 212H31V211H30ZM47 212H48V211H47ZM71 212H72V211H71ZM75 212H76V211H75ZM75 212H74V214H75ZM89 212H90V211H89ZM168 212H169V211H168ZM191 212H192V211H191ZM205 212H206V211H205ZM32 213H33V212H32ZM95 213H96V211H95ZM97 213H96V214H97ZM100 213H101V212H100ZM141 213H142V212H141ZM143 213H144V212H143ZM169 213H170V212H169ZM185 213H186V212H185ZM196 213H197V212H196ZM196 213H194V214H196ZM208 213H207V214H208ZM217 213H218V212H217ZM27 214H28V213H27ZM33 214H34V213H33ZM35 214H36V213H35ZM44 214H45V213H44ZM74 214H72V215L74 216ZM92 214H93V213H92ZM96 214H95V215H96ZM102 214H103V213H102ZM120 214H121V212H120ZM124 214H125V213H124ZM145 214H146V213H145ZM183 214H184V213H183ZM183 214H182V215H183ZM190 214H191V213H190ZM192 214H193V213H192ZM198 214H199V212H198ZM200 214H202V213H200ZM212 214H214V213H212ZM31 215H32V214H31ZM37 215H38V214H37ZM37 215H36V216H37ZM77 215H78V214H77ZM86 215H87V214H86ZM93 215H94V214H93ZM93 215H92V217H93ZM103 215H104V214H103ZM114 215H115V214H114ZM114 215H113V216H114ZM121 215H122V214H121ZM184 215H185V214H184ZM188 215H189V214H188ZM208 215H210V214H208ZM32 216H34V215H32ZM39 216H40V215H39ZM81 216H82V215H81ZM101 216H102V215H101ZM189 216H190V215H189ZM193 216H194V215H193ZM206 216H207V215H206ZM206 216L203 215V217H206ZM215 216H216V215H215ZM0 217H1V216H0ZM5 217H7V216H5ZM16 217H17L16 222H20V221L25 220V218H26L27 216H25L24 213H18V215L15 216V218H16ZM46 217H47V216H45V218H46ZM66 217H67V216H66ZM77 217H78V216H76V218H77ZM83 217H84V216H83ZM90 217H91V216H90ZM147 217H148V216H147ZM149 217H150V216H149ZM152 217H153V216H152ZM198 217H199V216H198ZM201 217H202V216H201ZM8 218H9V215H8ZM15 218H14V219H15ZM33 218H34V217H33ZM88 218H89V217H88ZM88 218H87V219H88ZM111 218H112V217H111ZM113 218H114V217H113ZM116 218H117V217H115V220L118 219V218H117V219H116ZM135 218H136V217H135ZM139 218H140V217H139ZM153 218H154V217H153ZM182 218H183V217H182ZM188 218H189V217H188ZM190 218H191V217H190ZM212 218H213V216H212ZM1 219H2V218H1ZM27 219H28V218H27ZM27 219H26V220H27ZM51 219H52V218H51ZM67 219H69V218H67ZM78 219H79V218H78ZM81 219H82V218H81ZM154 219H155V218H154ZM199 219H200V217H199ZM202 219H203V218H202ZM9 220H10V219H9ZM9 220H8V221H9ZM36 220H37V219H36ZM76 220H77V219H76ZM82 220H83V219H82ZM85 220H86V219H85ZM85 220H84V221H85ZM111 220H112V219H111ZM111 220H110V221H111ZM123 220H125V217H124ZM135 220H136V219H135ZM139 220H140V219H139ZM197 220H198V219H197ZM212 220H213V219H212ZM117 221H118V220H117ZM10 222H11V221H10ZM10 222H9V223H10ZM47 222H48V221H47ZM76 222H77V221H76ZM114 222H115V221H114ZM123 222H124V221H123ZM179 222H180V221H179ZM7 223H8V222H7ZM44 223H45V222H44ZM151 223H152V222H151ZM185 223H186V222H185ZM185 223H184V224H185ZM15 224H16V223H15ZM15 224H14V225H15ZM20 224H21V223H20ZM20 224H19V225H20ZM24 224H25V222H24ZM82 224H83V223H82ZM86 224H87V223H86ZM127 224H128V223H127ZM131 224H132V222H131ZM134 224H135V223H134ZM136 224H137V223H136ZM156 224H157V223H156ZM4 225H5V223H4ZM14 225H13V226H14ZM21 225H22V224H21ZM51 225H52V224H51ZM79 225H80V224H78V226H79ZM122 225H123V224H121V226H122ZM203 225H204V224H203ZM10 226H11V225H10ZM16 226H18V225H16ZM34 226H35V228H36L35 222H33V223H31V224L29 225V232L32 233V231H33V229H34ZM40 226H41V225H40ZM73 226H74V224H73ZM87 226H88V225H87ZM106 226H107V225H106ZM127 226H128V225H127ZM131 226H133V225H131ZM157 226H158V224H157ZM159 226H160V225H159ZM3 227H4V226H3ZM8 227H9V226H8ZM8 227H7V229H6L5 231H4V230L2 231V230L0 229V230H1V232H0V251H1V252H2V253H3V254H4L9 260H11L12 262H14V263L17 264V262H20V261H18V260H21V258H22L23 256H26V255H24V249H25V248H24L25 237L20 236L19 234H18V237H17L16 234H15V235H16V236H15L14 233L12 232V230H11V227H10V228H8ZM38 227H39V226H38ZM75 227H76V226H75ZM79 227H80V226H79ZM92 227H93V226H92ZM95 227H98V226H95ZM103 227H104V226H103ZM113 227H114V226H113ZM115 227H116V225H115ZM133 227H134V226H133ZM136 227H137V226H136ZM147 227H148V226H147ZM25 228H26V226H25ZM42 228H43V227H42ZM89 228H90V227H89ZM98 228H99V227H98ZM98 228H97V229H98ZM101 228H102V227H101ZM101 228H100V229H101ZM106 228H107V227H106ZM137 228H138V227H137ZM139 228H140V226H139ZM142 228H143V227H142ZM148 228H149V227H148ZM150 228H152V225H151ZM231 228H232V227H231ZM14 229H15V228H14ZM16 229H17V227H16ZM22 229H23V228H22ZM40 229H41V228H40ZM43 229H44V228H43ZM43 229H41V230H43ZM45 229H46V228H45ZM76 229H77V228H76ZM83 229H84V228H83ZM100 229H99V230H100ZM55 230H56V229H55ZM74 230H75V228H74ZM131 230H132V229H131ZM133 230H135V229H133ZM20 231H21V230H20ZM71 231H72V230H71ZM81 231H82V229H81ZM91 231H92V230H91ZM96 231H97V230H96ZM111 231H112V230H111ZM137 231H138V230H137ZM150 231H151V229H150ZM24 232H25V231H24ZM53 232H54V229H53ZM53 232H52V233H53ZM126 232H127V231H125V233H126ZM152 232H153V230H152ZM92 233H93V232H92ZM104 233H105V231H104ZM116 233H117V232H116ZM145 233H146V232H145ZM60 234H61V232H60ZM62 234H63V233H62ZM100 234H101V233H100ZM133 234H134V233H133ZM133 234H132V235H133ZM138 234H139V233H138ZM146 234H147V233H146ZM146 234H145V235H146ZM150 234H151V232H150ZM155 234H156V233H155ZM28 235H30V234H28ZM103 235H104V234H103ZM103 235H102V236H103ZM134 235H135V234H134ZM156 235H158V234H156ZM19 236H20V237H19ZM30 236H31V235H30ZM37 236H38V235H37ZM48 236H49V235H48ZM91 236H92V235H91ZM96 236H97V235H96ZM118 236H119V235H118ZM124 236H126V235H124ZM141 236H143V234H142ZM221 236H222V235H221ZM46 237H47V236H46ZM61 237H62V235H61ZM63 237H64V236H63ZM130 237H131V234H130ZM130 237H129V238H130ZM151 237H152V236H151ZM31 238H32V237H31ZM31 238H30V239H31ZM38 238H40V237H38ZM42 238H43V237H42ZM48 238H49V237H47L46 239H48ZM50 238H51V237H50ZM65 238H66V237H65ZM83 238H84V237H83ZM93 238H94V237H93ZM100 238H101V237H100ZM103 238H104V237H103ZM119 238H120V237H119ZM138 238H139V237H138ZM143 238H144V236H143ZM153 238H154V237H153ZM26 239H27V238H26ZM97 239H98V237H97ZM126 239H127V238H126ZM140 239H142V237H141ZM150 239H151V238H150ZM162 239H163V238H162ZM174 239H175V238H174ZM232 239H233V238H232ZM234 239H235V238H234ZM103 240H105V238H104ZM117 240H118V239H117ZM117 240H116V241H117ZM145 240H146V239H145ZM145 240H142V241H145ZM155 240H156V239H155ZM237 240H238V239H237ZM239 240H240V239H239ZM239 240H238V241H239ZM39 241H41V240H39ZM55 241H56V240H55ZM93 241H94V239H93ZM106 241H107V240H106ZM126 241H127V240H126ZM133 241H134V240H133ZM137 241H138V240H137ZM189 241H190V240H189ZM232 241H233V240H232ZM43 242H44V241H43ZM60 242H61V241H60ZM94 242H95V241H94ZM96 242H97V241H96ZM101 242H102V241H101ZM128 242H129V241H128ZM128 242H127V243H128ZM165 242H167V241H165ZM177 242H178V241H177ZM229 242H230V241H228V243H229ZM33 243H34V242H33ZM33 243H32V244H33ZM112 243H113V242H112ZM138 243H139V242H138ZM141 243H142V242H141ZM141 243H140V244H141ZM144 243H145V242H144ZM181 243H182V242H181ZM193 243H194V242H193ZM216 243H217V242H216ZM231 243H233V242H231ZM231 243H230V244H231ZM97 244H98V242H97ZM99 244H100V242H99ZM147 244H148V242H147ZM147 244H146V245H147ZM165 244H166V243H165ZM168 244H169V243H168ZM183 244H184V243H183ZM194 244H195V243H194ZM196 244H198V243H196ZM241 244H244V243L242 242ZM51 245H52V244H51ZM53 245H54V244H53ZM63 245H64V244H63ZM66 245H67V244H66ZM69 245H70V244H69ZM103 245H104V244H103ZM103 245H102V246H103ZM130 245H132V243H130ZM130 245H129V246H130ZM135 245H136V244H135ZM137 245H138V244H137ZM143 245H144V244H143ZM148 245H149V244H148ZM148 245H147V246H148ZM163 245H164V244H163ZM163 245H162V246H163ZM179 245H180V243H179ZM231 245H232V247L234 246L233 244H231ZM88 246H90V244H89ZM93 246H94V245H93ZM116 246H117V245H116ZM116 246H115V247H116ZM129 246H128V247H129ZM157 246H158V244H157ZM162 246H160V247H162ZM168 246H169V245H168ZM221 246H222V245H221ZM223 246H224V245H223ZM235 246H236V244H235ZM36 247H37V246H36ZM56 247H57V246H56ZM68 247H69V246H68ZM68 247H67V248H68ZM137 247H138V246H137ZM191 247H192V246H191ZM214 247H215V246H214ZM31 248H32V247H31ZM42 248H43V247H42ZM45 248H46V247H45ZM45 248H44V249H45ZM61 248H62V246H61ZM71 248H72V247H71ZM93 248H94V247H93ZM129 248H130V247H129ZM162 248H163V247H162ZM167 248H168V247H167ZM179 248H180V247H179ZM216 248H217V247H216ZM216 248H215V249H216ZM218 248H219V247H218ZM227 248H228V247H227ZM239 248H240V247H239ZM241 248H242V247H241ZM35 249H36V248H35ZM39 249H40V248H39ZM47 249H48V248H47ZM59 249H60V247H59ZM65 249H66V248H65ZM65 249H64V251H66ZM88 249H89V248H88ZM123 249H124V247H123ZM139 249H140V248H139ZM141 249H142V248H141ZM146 249H147V248H146ZM173 249H174V248H173ZM183 249H184V248H183ZM211 249H212V248H211ZM222 249H224V248H222ZM236 249H237V247H236ZM73 250H75V249H73ZM131 250H132V249H131ZM134 250H135V249H134ZM170 250H171V249H170ZM192 250H193V248H192ZM216 250H217V249H216ZM231 250H232V252H233V249H231ZM240 250H241V249H240ZM43 251H44V250H43ZM43 251H42V252H43ZM45 251H46V250H45ZM48 251H49V250H48ZM52 251H53V250H52ZM54 251H55V250H54ZM56 251H57V250H56ZM69 251H70V250H69ZM137 251H138V249H137ZM159 251H160V250H159ZM165 251L167 252L166 249H165ZM172 251H173V250H172ZM193 251H194V250H193ZM193 251H191V254H192ZM213 251H214V250H213ZM236 251H237V250H236ZM25 252H26V251H25ZM29 252H30V251H29ZM58 252H60V250H59ZM67 252H68V251H67ZM73 252H74V251H73ZM85 252H87V251H85ZM114 252H115V251H114ZM128 252H129V251H128ZM140 252H141V251H140ZM160 252H161V251H160ZM163 252H164V251H163ZM181 252H182V251H181ZM183 252H184V251H183ZM195 252H196V251H195ZM195 252H194V253H195ZM214 252H215V251H214ZM216 252H217V251H216ZM220 252H221V251H220ZM63 253H64V252H63ZM65 253H66V252H65ZM70 253H71V252H70ZM75 253H77V252L75 251ZM141 253H143V252H141ZM144 253H145V250H144ZM156 253H157V252H156ZM203 253H204V251H203ZM218 253H219V252H218ZM225 253H226V252H225ZM225 253H224V255H225ZM230 253H231V252H230ZM230 253H229V254H230ZM234 253H236V252H234ZM239 253H240V252H239ZM26 254H27V252H26ZM37 254H39V253H37ZM47 254H49V253H47ZM47 254H45V255H47ZM50 254H51V252H50ZM52 254H53V253H52ZM54 254H55V253H54ZM58 254H59V253H58ZM66 254H67V253H66ZM77 254H78V253H77ZM88 254H89V252H88ZM93 254H94V252H93ZM157 254H159V253H157ZM188 254H190V253H188ZM196 254H197V253H196ZM199 254H200V253H199ZM204 254H205V253H204ZM214 254H215V253H214ZM214 254H213V255H214ZM28 255H29V254H28ZM30 255H31V254H30ZM72 255H74V254H72ZM72 255L67 254L66 259H67V258H70V256H72ZM89 255H90V254H89ZM139 255H140V254H139ZM144 255H145V254H144ZM154 255H155V254H154ZM161 255H162V254H161ZM170 255H172V254H170ZM186 255H187V254H186ZM226 255H228V254H226ZM226 255H225V256H226ZM243 255H244V254H243ZM0 256H1V255H0ZM32 256H33V255H32ZM57 256H58V255H57ZM59 256H60V254H59ZM59 256H58V259H59ZM76 256H77V255H76ZM98 256H99V255H98ZM155 256H157V255H155ZM179 256H180V254H179ZM204 256H206V255H204ZM214 256H215V255H214ZM228 256H229V255H228ZM1 257H2V256H1ZM45 257H46V256H45ZM49 257H50V256H49ZM49 257L47 256V258H49ZM55 257H56V256H54V258H55ZM72 257H73V256H72ZM79 257H80V255H79ZM142 257H143V256H142ZM163 257H164V255H163ZM170 257H171V256H170ZM175 257H176V256H175ZM183 257H184V256H183ZM208 257H210V256L208 255ZM211 257H212V256H211ZM221 257H222V256H221ZM229 257H230V256H229ZM240 257H241V256H240ZM3 258H5V257H3ZM7 258H6V259H7ZM30 258H31V257H30ZM54 258H53V259H54ZM82 258H83V257H82ZM156 258H157V257H156ZM190 258H191V257H190ZM194 258H195V257H194ZM197 258H198V257H197ZM217 258H218V255H217L216 259H217ZM226 258H227V257H226ZM233 258H234V257H233ZM25 259H26V257H25ZM31 259H32V258H31ZM36 259H37V258H36ZM62 259H63V258H62ZM98 259H99V258H98ZM141 259H142V258H141ZM160 259H161V257H160ZM160 259H159V260H160ZM169 259H170V258H169ZM174 259H175V258H174ZM184 259H185V258H184ZM192 259H193V258H192ZM206 259H207V257H206ZM206 259H205V260H206ZM208 259H209V258H208ZM208 259H207V260H208ZM219 259H220V258H219ZM240 259H241V258H240ZM3 260H4V259H3ZM23 260H24V259H23ZM28 260H30V259H28ZM38 260H39V259H38ZM42 260H44V258H43ZM46 260H47V259H46ZM48 260H49V259H48ZM54 260H56V259H54ZM73 260H74V259H73ZM75 260H76V259H75ZM78 260H79V259H78ZM95 260H96V259H95ZM172 260H173V258H172ZM177 260H178V259H177ZM179 260H180V259H179ZM207 260H206V261H207ZM210 260H212V259L210 258ZM227 260H229V259H227ZM232 260H233V259H231V260H229V261H232ZM235 260H236V259H235ZM235 260H233V261H235ZM26 261H27V260H26ZM31 261H32V260H31ZM39 261H40V260H39ZM44 261H45V260H44ZM51 261H52V260H51ZM64 261H65V260H64ZM81 261H82V259H81ZM91 261H92V260H91ZM101 261H102V259H101ZM155 261H156V260H155ZM170 261H171V259H170ZM206 261H205V262H206ZM21 262H22V261H21ZM21 262H20V263H21ZM32 262H33V261H32ZM47 262H48V261H47ZM54 262H55V261H54ZM59 262H60V261H59ZM94 262H95V261H94ZM143 262H144V261H143ZM143 262H142V263H143ZM158 262H159V261H158ZM161 262H162V259H161ZM199 262H200V261H199ZM209 262H210V261H209ZM216 262H218V261H216ZM216 262H215V263H216ZM239 262H240V261H239ZM239 262H238L237 264H239ZM64 263H65V262H64ZM70 263H71V262H70ZM154 263H155V262H154ZM183 263H184V261H183ZM206 263H207V262H206ZM206 263H205V264H206ZM215 263H213V264H215ZM221 263H223V262L221 261ZM231 263H232V262H231ZM259 263H260V262H259ZM8 264H9V263H8ZM12 264H13V263H12ZM32 264H33V263H32ZM34 264H37V263L34 262ZM42 264H44V263H42ZM55 264H57V263H55ZM65 264H66V263H65ZM72 264H74V263H72ZM159 264H160V263H159ZM180 264H181V263H180ZM184 264H185V263H184ZM201 264H202V262H201ZM243 264H244V263H243ZM246 264H247V263H246Z\"/></svg>",
	"mask_w": 264,
	"mask_h": 264
}]
</instances>
